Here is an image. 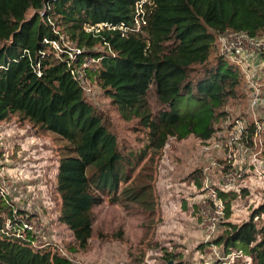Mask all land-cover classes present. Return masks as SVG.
<instances>
[{
  "label": "trees",
  "instance_id": "obj_1",
  "mask_svg": "<svg viewBox=\"0 0 264 264\" xmlns=\"http://www.w3.org/2000/svg\"><path fill=\"white\" fill-rule=\"evenodd\" d=\"M148 1L145 23L134 30L135 0H0V121L15 113L35 132L49 131L64 141L53 152L58 218L79 246L91 236L92 207L104 196L109 202L148 204L149 185L131 183L144 151H118L103 115L82 94L83 81L70 72L72 66L104 91L122 117H137L152 147L167 136L192 134L205 142L215 121L230 115L223 108L226 101L248 98L242 70L218 52L216 38L224 30L263 35L264 0ZM42 4L48 7L40 15ZM99 22L105 25L85 29ZM59 34L81 49L74 60L43 40H59ZM257 57L264 89V50ZM149 85L162 104L154 113L146 100ZM259 118L264 125V115ZM193 171L198 175L192 172L193 182L200 186L203 175L199 168ZM235 192H219L224 217ZM1 197L0 264H70L56 246H36L31 237L5 229V217L13 228L27 211ZM224 224L213 242L223 251L240 249L249 259L241 264H264V197L247 218Z\"/></svg>",
  "mask_w": 264,
  "mask_h": 264
},
{
  "label": "rangeland",
  "instance_id": "obj_2",
  "mask_svg": "<svg viewBox=\"0 0 264 264\" xmlns=\"http://www.w3.org/2000/svg\"><path fill=\"white\" fill-rule=\"evenodd\" d=\"M83 87L85 99L103 115L108 129L114 134L118 151L121 154L144 151L131 172V177L134 176L131 183H148L149 194L145 197L148 204L126 199L122 203L109 202L104 196L99 204L92 207L91 236L84 245L79 246L71 230L58 218L60 195L55 187L58 160L53 152L55 146L64 141L52 132L39 131L35 132L40 135L37 144H34L30 132L25 128H29L30 124L27 121L18 122L16 114H11L4 121H13L17 126L14 127L15 134L9 133L8 136L18 141L21 152L37 148L40 158H45L39 162L34 154H30L37 162H17L16 165L7 166L9 161L16 158V153L0 140V180L3 178L10 183L4 198L13 206L25 209L27 215L37 212L43 223L42 231L32 244L38 246L44 241L45 246L51 244L53 249L56 246L57 253H63L70 264H75L74 261L79 264H137L139 260L145 264H197L203 247L222 232L225 221L240 222L263 200L259 186L252 178L247 179L249 188L230 196L228 215L218 221L214 233L206 236L198 215L199 185L194 184L192 172L197 175L194 169L208 165L209 152L203 150L207 144L189 134L181 138L167 136L160 146L152 147L148 144L146 128L138 123L137 117H122L92 79L87 78ZM246 99H228L223 108L229 114L244 110ZM146 100L153 113L162 106L151 86L146 92ZM259 113L264 115V108ZM219 121L217 119L215 125ZM7 127L12 129V125ZM22 166L38 167L40 173L34 170L27 173V169L22 172ZM38 176L44 182L43 187L38 183L28 184V180L36 181ZM123 184L120 183L118 190ZM2 213L0 217H3ZM5 220L6 217L4 223ZM168 254L171 256L166 259ZM238 259L235 264L242 263V259L249 261L244 253Z\"/></svg>",
  "mask_w": 264,
  "mask_h": 264
},
{
  "label": "built area",
  "instance_id": "obj_3",
  "mask_svg": "<svg viewBox=\"0 0 264 264\" xmlns=\"http://www.w3.org/2000/svg\"><path fill=\"white\" fill-rule=\"evenodd\" d=\"M144 3L149 1L135 0L134 2L132 25L134 30L145 23ZM47 7V4H42L39 14L42 15L43 9ZM47 20L50 22L48 17ZM102 25L105 23L84 26L87 30H97ZM43 40L48 41L56 52L64 50L68 61L74 60L81 51L74 42L68 41L62 34H59V40L45 38ZM216 41L218 52L226 55L242 70L244 85L249 89V93L245 109L220 119L210 137L204 142L207 146H204L203 150L207 149L209 156L208 165L199 167L203 176L197 191V205L200 207L198 215L201 224L205 227L206 236L215 232L218 221L225 215L224 200L219 192L230 190L239 192L241 187L248 189L246 180L252 178L264 197V125L259 118L262 116L259 110L264 108V89L260 88L261 64L257 57L258 52L264 50V35L253 37L243 30H224L217 33ZM88 61V58L84 59L83 64H87ZM70 72L84 83L78 68L72 66ZM82 88L84 89L83 84ZM9 185L8 180L3 178L0 180L2 197ZM4 224L7 225L4 228L12 229V233L17 237H31V243L33 240L36 241L37 235L43 229V223L35 211L31 215L23 216L19 224L13 228L8 218ZM39 245H45L44 241ZM242 255L240 249L223 251L212 240L203 247L197 264H235V260L239 261L238 258ZM61 256H64L63 253ZM74 263L79 264L77 261Z\"/></svg>",
  "mask_w": 264,
  "mask_h": 264
},
{
  "label": "crops",
  "instance_id": "obj_4",
  "mask_svg": "<svg viewBox=\"0 0 264 264\" xmlns=\"http://www.w3.org/2000/svg\"><path fill=\"white\" fill-rule=\"evenodd\" d=\"M16 124L13 121L7 123V122H5L3 120V121L0 122V140L4 144H6L7 146H9L10 149H13V151L15 150V153H16V158H13V160L9 161L7 163V166L16 165L17 162H25V161H27L30 164H33V163L37 162V160L39 162H41L42 160H44L45 158H40V156L36 152V149L37 148L32 149L30 151H23V152H21L20 151V147L18 146V141H14L13 138H10V135L8 136L9 133H14L15 134V128L14 127L17 126ZM11 125H12V129L9 128V127H7V126H11ZM25 128H26L27 131L30 132L31 141L34 144H37V138H38V135H40V134H36L35 131L31 128V126H29V128H27V126H25ZM30 154H34L35 155V158L37 160H33L35 158H33ZM24 169H27V171H29L27 173H33L34 171H38L39 172V170H40V168L35 167V166H33V167H30V166H28V167L27 166L20 167V170L22 172H24ZM32 170H34V171H32ZM33 179H34V176H33ZM36 183H38V185L40 187H43V185H44V182L40 179V176H38V180H36V181H34V180H28V184L29 185H35Z\"/></svg>",
  "mask_w": 264,
  "mask_h": 264
},
{
  "label": "water",
  "instance_id": "obj_5",
  "mask_svg": "<svg viewBox=\"0 0 264 264\" xmlns=\"http://www.w3.org/2000/svg\"><path fill=\"white\" fill-rule=\"evenodd\" d=\"M168 263H169V261H168ZM139 264H142V263H139Z\"/></svg>",
  "mask_w": 264,
  "mask_h": 264
}]
</instances>
